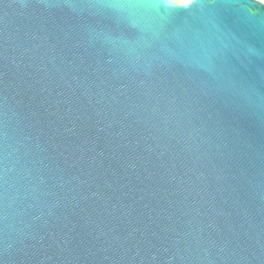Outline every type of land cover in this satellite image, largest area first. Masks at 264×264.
I'll list each match as a JSON object with an SVG mask.
<instances>
[{"label":"water","instance_id":"1","mask_svg":"<svg viewBox=\"0 0 264 264\" xmlns=\"http://www.w3.org/2000/svg\"><path fill=\"white\" fill-rule=\"evenodd\" d=\"M0 264H264V0H0Z\"/></svg>","mask_w":264,"mask_h":264},{"label":"bare ground","instance_id":"2","mask_svg":"<svg viewBox=\"0 0 264 264\" xmlns=\"http://www.w3.org/2000/svg\"><path fill=\"white\" fill-rule=\"evenodd\" d=\"M182 1V0H181Z\"/></svg>","mask_w":264,"mask_h":264}]
</instances>
